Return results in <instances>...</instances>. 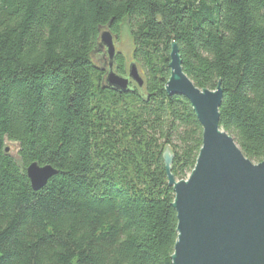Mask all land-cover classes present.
<instances>
[{"label": "trees", "instance_id": "trees-1", "mask_svg": "<svg viewBox=\"0 0 264 264\" xmlns=\"http://www.w3.org/2000/svg\"><path fill=\"white\" fill-rule=\"evenodd\" d=\"M124 26L143 85L119 92L91 55L99 28ZM172 43L197 87L219 84L221 129L262 161L264 0H0V264H172L166 166L186 179L202 144L190 102L165 90ZM33 161L57 170L37 191Z\"/></svg>", "mask_w": 264, "mask_h": 264}, {"label": "water", "instance_id": "water-1", "mask_svg": "<svg viewBox=\"0 0 264 264\" xmlns=\"http://www.w3.org/2000/svg\"><path fill=\"white\" fill-rule=\"evenodd\" d=\"M115 40L108 28H99L97 47L108 58L103 86L119 92L128 91L132 83L141 88L143 79L134 62L124 75L113 68L119 53ZM168 67L166 92L185 97L202 127V144L189 176L176 180L166 166L177 218L172 264H264V159L252 162L221 129L219 84L214 90L197 87L182 71L175 43L171 44ZM6 143L8 153L9 144H16ZM165 159L170 162L167 153ZM56 173L51 165L35 161L25 167L33 191Z\"/></svg>", "mask_w": 264, "mask_h": 264}, {"label": "rangeland", "instance_id": "rangeland-1", "mask_svg": "<svg viewBox=\"0 0 264 264\" xmlns=\"http://www.w3.org/2000/svg\"><path fill=\"white\" fill-rule=\"evenodd\" d=\"M115 49L118 52H121L124 57L126 58V64L128 67L130 58H131V51H132V41L130 38V35L128 33L127 28L124 26L122 27L121 33L118 36V38L115 40ZM92 61L96 64V65H101L102 61L100 59V55H95L92 54L91 55ZM10 146V150H11V154H15V145L13 144H9Z\"/></svg>", "mask_w": 264, "mask_h": 264}, {"label": "flooded vegetation", "instance_id": "flooded-vegetation-1", "mask_svg": "<svg viewBox=\"0 0 264 264\" xmlns=\"http://www.w3.org/2000/svg\"><path fill=\"white\" fill-rule=\"evenodd\" d=\"M92 54H95V55H100V59L102 61L101 65H99L104 71L107 69L108 67V58H107V55L105 53V50L103 48H97L96 51H93ZM115 59H116V56H115ZM115 59H114V63H113V68H114V64H115Z\"/></svg>", "mask_w": 264, "mask_h": 264}]
</instances>
